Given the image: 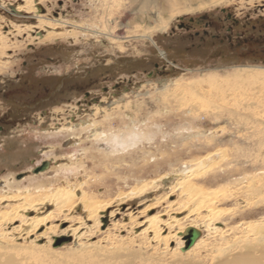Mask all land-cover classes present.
<instances>
[{
  "label": "rangeland",
  "instance_id": "1",
  "mask_svg": "<svg viewBox=\"0 0 264 264\" xmlns=\"http://www.w3.org/2000/svg\"><path fill=\"white\" fill-rule=\"evenodd\" d=\"M201 3L168 19L164 32L138 37L171 14L169 5ZM18 6L24 1L0 0V37L8 45L0 54V214L25 207L28 196L37 208L18 215L39 225L0 241V264H211V255L231 258L247 239L264 238V188L246 192L258 173L250 170L251 159L260 153L257 160H264V44L239 40L230 49L207 42L189 51L178 26L201 31L198 20L205 18L223 27L221 36L234 27L232 36L255 41L264 36V0H32L33 10ZM48 34L57 38L47 40ZM253 69L256 79L231 81ZM208 77L222 81L218 89H187ZM132 134L139 135L131 148ZM183 166L200 173L190 177L194 172ZM55 193L64 201L60 208L41 204ZM85 203L108 206L97 225L86 219ZM216 208L225 213L213 233L202 221ZM157 215L164 228L159 238H170L168 244L150 241L152 232L139 236ZM196 216L202 220L190 224ZM181 223L179 233L187 227L200 232V245L187 254L175 250L176 239H184L176 233ZM19 224L1 228L9 234Z\"/></svg>",
  "mask_w": 264,
  "mask_h": 264
},
{
  "label": "bare ground",
  "instance_id": "2",
  "mask_svg": "<svg viewBox=\"0 0 264 264\" xmlns=\"http://www.w3.org/2000/svg\"><path fill=\"white\" fill-rule=\"evenodd\" d=\"M24 1V6H18L16 10H26V11H29V10H33V7H32V0H23ZM39 2L40 1H46V0H38ZM128 1H132V0H128ZM134 2L136 0H133ZM152 1H155V2H164L165 5L168 4V1L169 0H142V3L143 5H150L152 3ZM204 3V2H203ZM104 4V3H103ZM105 5V4H104ZM206 4H202L201 5H196L194 8L192 7H186L185 9H181V8H177V7H174V5H169V12L171 14H169L167 17H165L163 20H161L160 25H158V27L156 28H150V31L149 32H145V31H141V33L138 35V37H141V38H147V39H150L151 36L153 35L154 32H164L167 28V22H168V19L172 18L174 15H178V14H181V13H185V12H189V11H193V10H198L202 7H204ZM121 6V5H119ZM109 6H107L106 8H108ZM111 7V6H110ZM109 7V8H110ZM104 8V7H103ZM93 9V8H92ZM111 9V8H110ZM110 12V10H109ZM108 12V13H109ZM104 13V11H103ZM110 15V14H108ZM106 17V16H105ZM37 18H42L41 16H38L37 15ZM109 21V20H108ZM125 26V25H124ZM155 26V25H154ZM98 27V26H97ZM95 28V27H94ZM11 33V32H10ZM104 34L108 37H112L113 39H116V41H119L120 39V36L117 37L115 35L112 34V32L110 31H107V32H104ZM130 34L133 35V33L131 32ZM49 35V34H48ZM46 36V39L47 40H50V41H53L57 38V36L55 34H51L49 36ZM128 36V35H127ZM59 38V37H58ZM6 38H2L0 37V42H1V46H0V54H2L5 50V48L8 47L7 43H6ZM6 65V64H5ZM2 67V65H1ZM257 70V69H256ZM256 70H241V72H238L236 74H234L232 77H231V81L232 82H243V81H250L252 79H256L258 75L257 72H254ZM230 79V77H229ZM227 79V80H229ZM223 80V79H222ZM226 80V81H227ZM230 81V80H229ZM218 82V83H217ZM222 82V81H221ZM221 82L219 81V79H215L214 77H208L206 80H202L199 84H196L194 83L193 84H187L189 87L188 88H195L197 89V86L199 88H201V86L204 84V85H208L210 86L211 88L210 89H218V87L220 86ZM181 88V86L179 87ZM181 89H184L181 88ZM180 89V90H181ZM176 90H178V88H176ZM199 90V89H198ZM209 90V89H208ZM200 91V90H199ZM202 91V90H201ZM211 91V90H210ZM176 92V91H175ZM183 92V91H182ZM204 92V90H203ZM202 92V94H203ZM184 93V92H183ZM201 94V92H199ZM208 93V92H207ZM211 94V93H210ZM213 95V94H212ZM218 95V94H217ZM203 96V95H202ZM207 96V95H206ZM224 101V99H221ZM198 102V101H197ZM108 118V117H107ZM69 127V126H68ZM68 129H71V128H68ZM97 132H94V135H96ZM98 134H103L104 133H98ZM139 135V134H138ZM138 135L137 134H132L131 137L133 138L131 141L129 140L128 142L131 143L130 144V147L132 148L133 147V141H135V139L138 138ZM104 138L106 137V135L103 136ZM111 140L113 141H116L117 139H120L121 136L120 135H110L109 137ZM121 140V139H120ZM120 145V144H118ZM122 146H125L127 145V142H122L121 143ZM126 148V147H125ZM260 156V153L254 158L255 159V162H258L259 164H256L253 162L254 159H251V164H250V170L253 172V171H258L257 175L254 176V177H251L249 180H248V183H247V190L246 192L248 194H252L253 192H255V189H258L257 192L261 191L259 187H263L264 188V160H260L258 161L257 160V157ZM207 157V156H206ZM202 163V162H201ZM203 164V163H202ZM201 165V164H200ZM186 166V165H185ZM185 166H183L185 168ZM204 166V165H202ZM189 168H185V173H193L195 171V168L196 166H193V167H190L188 166ZM206 167V166H205ZM204 167V168H205ZM203 168V169H204ZM199 170V169H198ZM205 170V169H204ZM261 170V171H259ZM197 173H200L199 171L197 172H194L193 174H189L190 177L194 176L195 174ZM263 193V192H262ZM255 194V193H254ZM60 196V197H59ZM45 197V196H44ZM43 197V198H44ZM10 198V197H9ZM37 198V197H36ZM40 198V197H39ZM61 195L58 194V193H55L53 196L52 195H47V197L45 198V200H42L41 204L43 205L44 202H46L47 204H54L56 207H61L62 204L64 203H61V201H63V199H61ZM91 199V198H90ZM1 200V199H0ZM23 200L26 202L25 204V207L24 205H20V206H11L10 208H7L3 213L0 214V241L4 242H8L9 239H12L11 236L13 234H16L17 238H21L22 235L26 236L28 235L26 231V228L25 227H28V228H31V227H36L39 225V222L37 221L36 218L34 217H29V218H24L23 216H19L18 215V212L20 211H27V210H30L32 209V207L35 209L37 208L36 205H33L31 202H33L34 200L32 198H29L28 196L27 197H24ZM209 200V199H208ZM207 200V201H208ZM2 201V200H1ZM0 201V202H1ZM205 201V200H204ZM64 202V201H63ZM90 203V202H89ZM39 204H37L38 206ZM185 205V204H184ZM41 207V205H39ZM86 208H89L88 209V213H87V217L86 219L87 220H91L93 222V225H97V218L99 216V213L103 212V211H106L108 206H101V207H96V206H89L88 204L85 203V206ZM55 209V207H54ZM53 210V209H52ZM57 210V208H56ZM60 210V209H59ZM61 212V211H59ZM190 212V211H189ZM104 213V212H103ZM224 213L225 211H222L220 209H212L208 212V214L204 217L205 219H203L202 221V224H204L205 228L206 229H210V230H213L214 232L213 233H216L218 231H220L221 229H219L218 227H214L213 225L214 224H217L219 223L220 219L223 218L224 216ZM255 213H258V212H255ZM113 213L110 212L109 213V217L112 215ZM254 214V213H253ZM251 214V215H253ZM102 215V214H101ZM107 215V214H106ZM174 219V218H173ZM184 219V218H183ZM182 219V220H183ZM17 220H20V224L17 226V227H14V228H11L9 234H5V232H3V229L1 227H6L8 225H12L14 222H16ZM40 220V219H38ZM171 220V219H169ZM180 220V218H179ZM178 219L177 220H173L174 222L173 223H178L177 221H179ZM181 220V222H182ZM197 220H202L201 217L199 216H196L195 218H192L191 219V222H189L190 224H195L197 223L196 221ZM167 221V220H166ZM112 222V221H111ZM169 222V221H168ZM168 222H164V226H168ZM186 222V220L184 221ZM183 222V223H184ZM264 222V218H263V221ZM131 223V222H130ZM179 224V226H177V229L178 231L176 233H179L183 227H182V224ZM134 224V223H133ZM201 224V225H202ZM162 223L160 222L159 218H158V215L157 216H150L149 220L147 221V227L144 228L141 233H139V236L141 237H144L146 235L147 232H152L153 233V236L151 237L150 241L153 240V239H156L158 241H161V240H164L166 241V243L169 241L170 238L168 237H163V238H159V234L161 233V231L164 230V228H161ZM178 225V224H177ZM197 225V224H196ZM141 226V225H140ZM194 226V225H193ZM188 228V227H187ZM192 228V227H191ZM196 228V227H195ZM194 228V229H195ZM186 229V228H185ZM184 229V230H185ZM180 230V231H179ZM184 230L179 233V236L182 235L184 233ZM252 230V229H251ZM72 231L76 232L77 231V228H74ZM71 231V232H72ZM110 231V230H109ZM211 232V231H210ZM74 235V234H73ZM149 235V234H148ZM14 238V237H13ZM11 241V240H10ZM184 241V239H183ZM183 241H180L179 239H176V248L175 250L177 251L178 249H180V252L181 251V248L184 247V244H185V241L183 243ZM0 242V243H1ZM150 243V242H149ZM201 243V238L199 237L195 242L194 244L189 248V250L187 249L186 253H190V251L192 250H195ZM168 244V243H167ZM183 245V246H182ZM215 247V246H214ZM212 248V247H211ZM220 248V247H218ZM242 251H240L239 253H237L236 255L232 256L231 258L225 256V257H216L214 255H211L210 258L208 259H211L213 260V262L211 264H264V238H251V239H247L246 242L244 243V246L242 247ZM214 250V249H213ZM220 250H217L216 249V252L219 253ZM222 251V250H221ZM185 252V251H184ZM182 252V253H184ZM196 252V251H195ZM210 252V251H209ZM194 253V252H193ZM220 254V253H219ZM208 255V254H207ZM209 256V255H208ZM207 256V257H208ZM206 257V256H205ZM201 260V259H200ZM206 261V260H205ZM201 263V262H200Z\"/></svg>",
  "mask_w": 264,
  "mask_h": 264
},
{
  "label": "flooded vegetation",
  "instance_id": "3",
  "mask_svg": "<svg viewBox=\"0 0 264 264\" xmlns=\"http://www.w3.org/2000/svg\"><path fill=\"white\" fill-rule=\"evenodd\" d=\"M227 19L231 20V16L227 15ZM233 23L236 21L234 19ZM192 23V19L189 21ZM203 23V28L201 31H192L189 26L182 25L181 23L179 26L180 29H184V39H182V42H189L190 46H187V50H193V49H199L202 45H205L207 42L210 44H214V42H218L219 45H224L227 44V46L233 48L234 46H239L240 41L243 40L244 45H251V44H256V45H263L264 44V36H261L257 38L255 41L249 39L248 37H241V36H232L233 34V29L234 27H229L225 34L223 36L219 35L220 31L223 29V27L215 26L211 21L206 20L205 18H202L198 20V23ZM256 26H252V30H255ZM215 30V34L213 32H210L211 30ZM182 38V37H181ZM197 44V45H196ZM221 46V47H222ZM214 48V46H212ZM220 47V46H219ZM220 47V48H221ZM215 47V49H220ZM2 127H0V132L2 131Z\"/></svg>",
  "mask_w": 264,
  "mask_h": 264
},
{
  "label": "water",
  "instance_id": "4",
  "mask_svg": "<svg viewBox=\"0 0 264 264\" xmlns=\"http://www.w3.org/2000/svg\"><path fill=\"white\" fill-rule=\"evenodd\" d=\"M44 167H42L40 170H43ZM37 173V171L35 172ZM182 237H184V247L181 248V251L184 252L187 249H189L194 242L200 237V232L197 229L188 227L184 230V233L182 234Z\"/></svg>",
  "mask_w": 264,
  "mask_h": 264
}]
</instances>
